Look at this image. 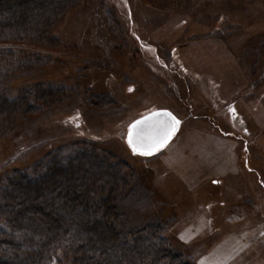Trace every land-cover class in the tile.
Segmentation results:
<instances>
[{
    "label": "rangeland",
    "instance_id": "obj_1",
    "mask_svg": "<svg viewBox=\"0 0 264 264\" xmlns=\"http://www.w3.org/2000/svg\"><path fill=\"white\" fill-rule=\"evenodd\" d=\"M127 2L79 0L44 39L0 44V98L20 109L0 194L80 153L94 178L117 174L95 185L117 210L101 226L158 235L162 264H264V0ZM157 111L178 132L133 152L130 125Z\"/></svg>",
    "mask_w": 264,
    "mask_h": 264
},
{
    "label": "trees",
    "instance_id": "obj_2",
    "mask_svg": "<svg viewBox=\"0 0 264 264\" xmlns=\"http://www.w3.org/2000/svg\"><path fill=\"white\" fill-rule=\"evenodd\" d=\"M78 1L0 0V44L44 39ZM106 1L120 7L123 14L130 12L127 0H122L124 7L121 0ZM19 110L0 98V132L2 121H12ZM83 158L80 153L71 158L60 154L41 173L35 172V178L19 172L14 176L17 180L11 179V187L3 186L0 264H62L67 260L72 264H162L167 259L159 253L165 241L152 230L141 237L143 232L128 233V225H123L128 231L118 234L112 225L101 226L104 213L117 210L107 207L103 198L109 187L95 185L103 177V183H113L117 174L106 172L94 178L86 169L97 166L96 158L89 162Z\"/></svg>",
    "mask_w": 264,
    "mask_h": 264
},
{
    "label": "water",
    "instance_id": "obj_3",
    "mask_svg": "<svg viewBox=\"0 0 264 264\" xmlns=\"http://www.w3.org/2000/svg\"><path fill=\"white\" fill-rule=\"evenodd\" d=\"M170 113L168 111H157L150 115H147L134 123H132L129 127L128 131V141H129V134H132V138L139 143L142 141L144 144H148L151 142L152 138L158 134V122L160 121H170V117L163 115L164 113ZM172 117H174L171 114ZM141 123H137V122ZM135 125V127H133ZM175 132L172 133L171 138L166 141L163 147L158 148L157 150L153 151L150 155L156 154L160 150H162L168 143L173 139L174 135L178 132L179 125H175ZM132 147V146H131Z\"/></svg>",
    "mask_w": 264,
    "mask_h": 264
},
{
    "label": "snow or ice",
    "instance_id": "obj_4",
    "mask_svg": "<svg viewBox=\"0 0 264 264\" xmlns=\"http://www.w3.org/2000/svg\"><path fill=\"white\" fill-rule=\"evenodd\" d=\"M163 115L170 117V121L158 122V134L154 136L150 143L144 144L142 141L139 143L134 141L132 134H129V144L132 146L133 152H139L141 155H150L153 151L157 150L171 138L173 132H175V125L179 124V121L175 117L171 116V113H164ZM138 124L141 122H137ZM135 127V125L133 126Z\"/></svg>",
    "mask_w": 264,
    "mask_h": 264
},
{
    "label": "crops",
    "instance_id": "obj_5",
    "mask_svg": "<svg viewBox=\"0 0 264 264\" xmlns=\"http://www.w3.org/2000/svg\"><path fill=\"white\" fill-rule=\"evenodd\" d=\"M228 99H226V101H227Z\"/></svg>",
    "mask_w": 264,
    "mask_h": 264
}]
</instances>
